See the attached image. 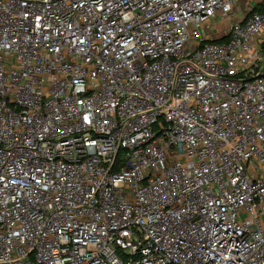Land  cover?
<instances>
[{
  "label": "built area",
  "instance_id": "built-area-1",
  "mask_svg": "<svg viewBox=\"0 0 264 264\" xmlns=\"http://www.w3.org/2000/svg\"><path fill=\"white\" fill-rule=\"evenodd\" d=\"M0 264H264V0H0Z\"/></svg>",
  "mask_w": 264,
  "mask_h": 264
},
{
  "label": "rangeland",
  "instance_id": "rangeland-1",
  "mask_svg": "<svg viewBox=\"0 0 264 264\" xmlns=\"http://www.w3.org/2000/svg\"><path fill=\"white\" fill-rule=\"evenodd\" d=\"M217 23H218L219 25H223V23H222L221 20L217 21Z\"/></svg>",
  "mask_w": 264,
  "mask_h": 264
}]
</instances>
